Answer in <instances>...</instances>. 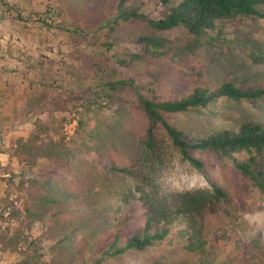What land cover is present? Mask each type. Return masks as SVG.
I'll return each instance as SVG.
<instances>
[{"label": "rangeland", "instance_id": "obj_1", "mask_svg": "<svg viewBox=\"0 0 264 264\" xmlns=\"http://www.w3.org/2000/svg\"><path fill=\"white\" fill-rule=\"evenodd\" d=\"M65 7L62 0H0V79L18 95L19 103L14 116L18 127L9 135L6 146L0 134V152L7 154L6 159L0 160V264L26 259L33 264L55 261L57 254L52 245L58 236L52 219L27 223L22 209L30 193L38 192L37 186L31 185V179L40 177L44 170L58 176L63 166L57 159L74 154L79 162L80 152L88 154L85 146L79 151L73 147L74 141L80 139L79 120L83 119L97 133L96 145L103 153L119 164L131 162L135 145L144 134L145 118L130 87L111 91L104 89L101 83L135 77L143 89L153 83L156 95L167 99L189 93L194 86L213 88L228 80L238 84L257 77L256 80L264 82V18L237 17L220 21L216 30L204 37L206 44L193 54L174 61L170 60L171 54L163 55L123 69L114 58L123 56L122 48L108 49L105 44L108 32L97 30L92 16L85 17L79 10ZM154 7L149 5L145 11L154 14ZM68 27H79L85 34L68 31ZM141 30V25L131 22L117 26L114 34L128 38ZM162 34L174 41L185 38L181 27ZM163 115L169 123L185 131L207 135L236 128L246 120L264 122V100L252 103L220 97L206 108ZM46 124L50 128L47 132L43 130ZM35 134L50 143L49 149L44 147L42 151H50L54 160L39 156L35 164L19 161L15 155L17 141ZM157 137L161 142L162 165L153 176L162 194L210 188L212 183L229 193L237 206L238 220L234 221L222 210L206 213L203 234L208 241L206 246L211 247L213 243L214 253L229 260L225 264H242L252 251L246 247L239 251L233 241L246 242L251 236L264 240V199L256 187L235 167L232 159L208 149H196L192 155L202 163L201 167H196L171 146L162 128L157 130ZM235 157L242 160L247 154L241 152ZM95 163L80 162L84 188L90 185L97 191V196L88 203L97 202L111 208L124 203L121 179ZM70 200L75 209L76 199ZM86 200L85 195H79L78 202L83 207L87 206L83 202ZM14 207L17 212L13 213ZM74 213L73 210L63 213V219L71 221ZM71 227L70 224L68 229ZM222 232L227 238L217 239ZM74 235L81 253L87 255V262L95 263L100 255L98 244L102 241L92 239L94 236L88 229L77 230ZM172 235L174 231L167 240L156 242L144 251H132L117 259L109 257L98 264H154L161 257L195 264L197 253L189 252L185 242ZM10 238L12 244H9ZM27 253L33 256L28 257Z\"/></svg>", "mask_w": 264, "mask_h": 264}, {"label": "trees", "instance_id": "obj_2", "mask_svg": "<svg viewBox=\"0 0 264 264\" xmlns=\"http://www.w3.org/2000/svg\"><path fill=\"white\" fill-rule=\"evenodd\" d=\"M62 1L66 5L65 8L79 10L78 12L85 17L92 16L97 30L108 32L105 44L108 49L122 48L123 56L116 55L114 58L123 69L132 63L163 55L171 54L169 58L174 61L193 54L206 44L204 37L216 30L220 21L237 17L264 18V0ZM149 5L155 6L154 14L145 11ZM131 22L141 25L143 30L128 38L115 36L117 26ZM46 25L50 27V24ZM178 27L185 30L184 40L174 41L162 34ZM67 30L80 35L85 34L79 27H68ZM256 78H249L238 84L228 80L213 88L194 86L189 93L167 99H160L156 95L153 83L143 89L135 77H123L101 83L106 90L115 91L126 86L133 90L138 102L137 107L145 118L144 134L135 145L131 162L119 164L96 145L97 133L81 119L78 122L80 139L74 141L73 147L79 151L85 146L88 154L80 152L79 162L74 154L71 157L57 159L58 164L63 166L58 176L44 170L40 177L30 180L32 186H37L38 192L35 195L30 193V197L25 200L23 216L27 223L35 219H52L53 230L58 236L52 245L57 254L53 264H89L86 260L87 255L82 254L81 248L76 245L74 235L77 230L85 229L90 230L94 236L92 239L96 242L97 239L102 241L98 244L100 255L96 262L91 264H98L109 257L117 259L132 251H144L156 242L167 240L173 231L172 236L185 242L184 246L189 252L197 253L195 264L229 263V260L221 259L214 253L213 243L211 247L206 246L208 241L203 234V220L206 213H217L222 210L237 221L239 216L236 204L232 203L231 196L225 189L214 183L210 188L198 187L162 194L153 176L156 168L162 165L157 130L162 128L171 146L196 167L202 166L201 161L192 155V151L196 149H208L220 157L232 159L235 167L256 187L264 199V122L246 120L236 128H225L199 136L169 123L163 115L206 108L220 97L252 103L262 101L264 82L261 83ZM49 129L48 124L43 127L46 132ZM44 147L49 149L50 143L35 134L32 138L17 141L15 155L19 161L29 164H35L39 156L54 160V155L50 151H42ZM241 152L246 153L247 157L239 160L235 154ZM81 161H94L119 177L123 183L120 191L125 199L124 203H119L113 208L108 207L109 205H98L93 201V204L88 203L90 198L97 196V191L90 185L84 188ZM101 188L106 193V189L102 186ZM79 195H85L87 200L83 202L87 206L83 207L78 202ZM73 198L76 199V204L78 203L75 209H72L70 200ZM133 205L135 207L132 208ZM72 210L75 213L71 221L64 220L63 213ZM12 212H17V209L14 207ZM70 224L72 227L68 229ZM226 238L225 232L217 237ZM12 243L13 239L10 238L9 244ZM233 243L239 251L244 247L252 251L242 264H264V240L261 237L251 236L246 242L236 239ZM27 256L33 255L27 253ZM37 258L39 260V256ZM14 264L33 262L26 259ZM154 264L186 263L169 261L161 257Z\"/></svg>", "mask_w": 264, "mask_h": 264}, {"label": "crops", "instance_id": "obj_3", "mask_svg": "<svg viewBox=\"0 0 264 264\" xmlns=\"http://www.w3.org/2000/svg\"><path fill=\"white\" fill-rule=\"evenodd\" d=\"M6 82L0 79V134L3 136V143L8 144L9 135L18 127L15 115L19 110L18 95L13 94L9 88L4 86ZM20 103L22 101H19ZM7 158V154L0 152V160Z\"/></svg>", "mask_w": 264, "mask_h": 264}]
</instances>
